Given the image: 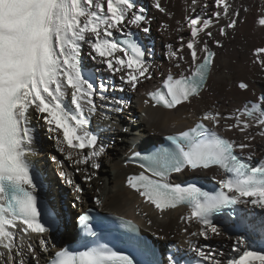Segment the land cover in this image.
Wrapping results in <instances>:
<instances>
[{
    "label": "snow or ice",
    "instance_id": "obj_1",
    "mask_svg": "<svg viewBox=\"0 0 264 264\" xmlns=\"http://www.w3.org/2000/svg\"><path fill=\"white\" fill-rule=\"evenodd\" d=\"M200 2L191 0L193 13ZM214 3L218 9L214 12L216 22L221 15L228 18L227 24L218 29L221 36L229 35L227 29H235L241 22V11L249 10L234 8L229 0ZM152 7L172 15L161 0H152ZM145 13L135 0H0V264H25V246L35 264H40L33 243L25 245L23 236L36 234L43 252L55 248L44 234L56 228L57 214L42 198L44 181L30 159L37 155L33 113L65 159L77 166L99 169L106 145L90 130V117L97 112L96 99L105 102L101 107L111 104L116 113L126 102L110 99L105 94L109 81H98L96 73L118 76L120 91L125 86L136 91L138 85L153 78L148 52L131 31L133 27L144 33L151 31ZM185 19L191 32L186 42L190 59L183 55V43L179 49L167 45L169 61L177 72L169 68L161 85L147 93L153 107L178 109L191 104L205 90L216 52L209 47L208 39L199 38L200 33L223 47L208 30L213 19L200 15ZM257 24L264 27V3L259 7ZM168 27L162 25L165 30ZM262 54L264 47L255 48L252 64L264 72ZM86 58L101 67L89 69ZM238 87L247 90L249 85L241 81ZM221 120L225 121L223 126ZM229 120L234 122L227 123ZM254 127L258 129L255 134L250 131ZM221 128L238 131L243 140L222 135ZM257 136L264 138V94L227 116L205 111L194 127L168 135L167 146L145 156L134 153L141 158L143 171L129 175L127 186L160 214L178 207L187 209L180 220L186 225L183 232L188 237V251L194 255L183 264H264V159L254 162L251 143ZM51 159L61 169L60 178L73 188L75 200L80 201L83 189L63 170L64 160L55 155ZM212 169H217L220 176H213L217 186L212 189L169 179L173 173H206ZM77 171L81 169L77 167ZM83 172L85 181L95 175L88 174L87 168ZM95 203L103 205L99 198ZM239 205L259 209L260 213L249 220L247 212L238 211ZM226 211L235 217V226L242 232L231 246L236 255L221 258L223 254L207 242L226 235L214 222ZM116 219L130 232L138 231L132 220ZM147 222L152 223L151 219ZM108 224L100 217L94 226L89 215H80L78 247L59 248L47 264H182L181 257L172 253L161 261L155 250L137 236L124 234L119 241L123 247L102 242ZM193 224L198 229L190 231ZM17 231L23 233L21 245L15 243ZM201 239L205 243H197Z\"/></svg>",
    "mask_w": 264,
    "mask_h": 264
},
{
    "label": "bare ground",
    "instance_id": "obj_2",
    "mask_svg": "<svg viewBox=\"0 0 264 264\" xmlns=\"http://www.w3.org/2000/svg\"><path fill=\"white\" fill-rule=\"evenodd\" d=\"M135 2L138 7H143L146 10L145 14L150 20L151 31L144 33L134 27L131 28V31L136 33L145 45L148 52L147 60L152 65L153 78L138 85L136 91H132L126 86L124 91H120L121 82L118 76L112 77L109 73L97 71L98 81L101 79L109 81V90L105 94L110 99H123L126 102L122 111L116 113L112 111L111 104L101 107L105 102L96 99L97 112L90 117V130L98 136L100 143L106 145L105 153L98 161L101 167L91 169L90 165L77 166L65 159L57 151L54 140L49 139V134L42 126V121H38L35 113L32 115V124L36 133L33 147L37 155L30 159L36 169L40 171L44 181L41 190L42 198L57 214L56 228L44 234V237L50 241L51 245H55V248L50 247L48 252H43L39 247L36 234H30L29 238L23 236V233L19 231L16 233L15 243L21 245L22 236L25 245L28 242L33 243L40 264H43L66 243L75 240V221L86 208L90 207L89 205L100 208L102 213L125 216L139 223L141 231L149 235L162 250L179 255L182 261L192 257L194 254L188 251L186 243L187 234L183 232L186 225L180 220L187 209L178 207L160 214L154 206L145 203L143 198L126 184L129 175H138L142 171L136 166L126 164V158L138 148H144L151 143H159L163 135L192 127L200 122V117L205 111H218L221 116H227L235 113L237 109H242L249 102L257 101L258 97L264 94V72H261L257 65L252 64L253 50L264 47V27L257 24L259 7L264 3V0H229L234 8L246 7L249 10L241 11L239 17L241 22L235 29H227L229 33L227 36L219 35V27L227 24L228 18L221 15L219 22H216L214 12L218 9L214 0H201L195 6V13L191 11V0H161L162 6L172 14L171 17L152 7V0H135ZM205 3L208 5L206 8L203 7ZM196 15H200L202 19H213L214 23L208 30L213 33V38L220 40L223 44V47H217L212 38L200 33L199 38L208 39L209 47L216 52L213 69L205 90L199 98H194L191 104L186 103L171 111L153 107L150 102L145 104L146 94L155 85L162 82L168 69L172 68L174 73L177 72L169 61L167 45L172 44L174 49H179L183 43L185 45L183 55L186 59H190L186 42L191 38V32L189 22L185 17L195 18ZM177 21L180 23L177 24ZM164 24L169 26L166 30L162 28ZM177 29L180 30L177 31ZM181 37L184 38L183 41H181ZM84 56L87 57L86 46ZM85 63L92 70L101 67L87 58ZM241 81L249 85L247 90H241L238 87ZM105 116L109 119H104ZM233 122L227 121V123ZM205 123L210 125L208 121ZM224 123L225 121L221 120L222 126ZM220 131L222 135L229 138L243 140V135L238 131L226 132L223 131V128ZM250 131L255 134L258 129L254 127ZM251 143L252 151L255 154L254 162L264 159V138L257 136ZM247 154L248 152L245 150V155ZM53 155L57 159L64 160L63 170L83 189L80 201L75 200L76 194L73 188L60 178L59 171L61 169L52 161ZM77 167L81 171H77ZM85 168L88 169V174L95 173L91 181L84 180L83 169ZM213 176H216V179L220 178L216 169L206 173L186 171L175 175L174 178L177 183L191 177L215 182ZM65 198L69 200L68 206L64 203ZM97 198L103 201L102 206L96 205ZM239 210L247 212L249 220L260 213L259 209H251L244 205H239ZM148 219H151V225L148 224ZM215 223L226 235L216 237L207 243L223 254L221 258L236 255L232 253L231 246L235 238L241 235L242 228H237L235 221L224 222L222 219H218ZM197 229L198 226L193 224L189 230ZM154 233L155 235H153ZM228 236H231L232 239H228ZM197 243L203 244L205 241L201 239ZM255 247L258 248V245ZM25 253V264H35V261L27 254L26 246Z\"/></svg>",
    "mask_w": 264,
    "mask_h": 264
},
{
    "label": "rangeland",
    "instance_id": "obj_3",
    "mask_svg": "<svg viewBox=\"0 0 264 264\" xmlns=\"http://www.w3.org/2000/svg\"><path fill=\"white\" fill-rule=\"evenodd\" d=\"M68 201H69V200H68L67 198H65L64 203H66L65 205H67V206H68ZM64 203H63V204H64Z\"/></svg>",
    "mask_w": 264,
    "mask_h": 264
},
{
    "label": "water",
    "instance_id": "obj_4",
    "mask_svg": "<svg viewBox=\"0 0 264 264\" xmlns=\"http://www.w3.org/2000/svg\"><path fill=\"white\" fill-rule=\"evenodd\" d=\"M80 215H81V214H80ZM80 215H79V216H80ZM79 216H78V217H79Z\"/></svg>",
    "mask_w": 264,
    "mask_h": 264
}]
</instances>
